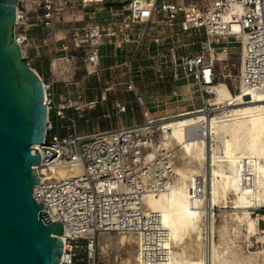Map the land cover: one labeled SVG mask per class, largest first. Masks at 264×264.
Here are the masks:
<instances>
[{"label": "built area", "instance_id": "built-area-1", "mask_svg": "<svg viewBox=\"0 0 264 264\" xmlns=\"http://www.w3.org/2000/svg\"><path fill=\"white\" fill-rule=\"evenodd\" d=\"M72 2L17 0L15 41L21 46L26 61L27 35L17 29L41 25L49 34H55L63 29L57 24L56 17ZM235 5L243 8L240 16L232 15V20L240 25V36L232 32L231 21L224 19V14ZM126 10L120 26H109L113 21L109 20L106 29L98 23L69 27V35H61L54 53L66 51L69 40L73 47L79 48L91 43L92 38L101 36V33L110 36L118 32L123 41H129L135 32L139 36V30L135 28L140 26L142 34L136 41L132 56V61H138L146 32L152 24L162 22L165 27L179 32L202 29L208 39L209 58L203 49L186 54L184 48L177 46L171 51L174 81L191 78L199 86L211 84L217 75L213 58L215 45L226 39V42L238 41L241 45L240 92L264 89V0H199L188 3L155 0L149 12L138 8L137 0H129ZM157 14H161V18H157ZM97 56L95 48L88 59L94 63ZM137 67L135 70L129 68L126 81V89L135 94ZM40 78L48 119L45 139L34 145L40 151L41 162L36 166L39 182L34 186L33 196L37 202L47 206L55 221L63 225L60 236L64 246L60 264L95 263L94 253L100 233L136 235L139 254L145 263L167 260L170 256L167 229L157 212L145 209L144 198L167 189L175 180L173 148H158L162 123L173 116L151 118L142 111L139 122L82 132L76 125V118L83 117L82 91L75 88L74 92H67L64 100L55 103V79ZM92 104L90 100L87 106ZM116 108L119 112L126 111L122 102H116ZM51 110L55 111L57 122L65 129L62 135L55 132ZM151 151L154 155L149 158ZM59 168L65 172L60 173ZM199 178L202 181L203 177ZM199 178H196V184ZM191 190L194 194V189ZM255 214L259 228L264 232V207L255 208ZM81 248L85 255L77 253Z\"/></svg>", "mask_w": 264, "mask_h": 264}, {"label": "bare ground", "instance_id": "bare-ground-1", "mask_svg": "<svg viewBox=\"0 0 264 264\" xmlns=\"http://www.w3.org/2000/svg\"><path fill=\"white\" fill-rule=\"evenodd\" d=\"M154 1L137 0V6L149 12ZM242 12V6L235 5L224 14V19L231 21L232 32L238 36L241 28L237 21L232 20V15L240 16ZM224 56V52L219 53L218 60L224 59ZM89 69L88 72L93 71ZM208 87L215 93V102L225 103L227 108L222 115L209 117L204 113L164 121L159 132L158 148H173L178 160L174 162L173 158L177 178L171 185L144 198L145 209L159 214L169 237L167 246L170 256L156 264H264V249L245 257L236 254L227 258L226 252H222L211 238L213 216L210 210L220 198L232 194L231 203L236 211L230 214L231 218L245 224L247 237L255 235L264 244V235H261L256 219L247 210L248 207L264 206V89L232 94L222 81L211 83ZM244 96H250L251 100L242 105ZM196 130L198 134L194 132ZM209 133L219 140L220 145L211 147L210 190L206 195L201 166L202 160H205V136ZM153 155V151L149 152V158ZM59 172L63 174L65 169L59 168ZM199 177H203L202 181ZM196 178L200 179L198 184L195 183ZM223 200L220 201L224 203ZM255 231H258L257 236ZM99 235L102 251L109 252L112 247L116 263L147 264L140 257L136 235ZM195 242L201 244V255L197 260L185 254V248ZM126 244L130 248L124 257L120 250Z\"/></svg>", "mask_w": 264, "mask_h": 264}, {"label": "water", "instance_id": "water-1", "mask_svg": "<svg viewBox=\"0 0 264 264\" xmlns=\"http://www.w3.org/2000/svg\"><path fill=\"white\" fill-rule=\"evenodd\" d=\"M16 6L0 0V264H60L63 225L33 196L48 108L15 41Z\"/></svg>", "mask_w": 264, "mask_h": 264}, {"label": "crops", "instance_id": "crops-1", "mask_svg": "<svg viewBox=\"0 0 264 264\" xmlns=\"http://www.w3.org/2000/svg\"><path fill=\"white\" fill-rule=\"evenodd\" d=\"M69 1H73L72 4L66 5L65 11L56 17L57 24L63 27L61 31L49 34L41 25L21 26L17 29L18 32L27 35L28 46L25 49V54L28 63L44 79H55L53 84L55 103L64 100L67 92H71L75 88L82 91L80 102L86 111L85 114L91 120V124L87 120L89 129L82 132L106 130L139 122L135 116L136 104L139 106V101L143 102V99L136 86V94L128 91L126 87L115 88L117 84H121V72L119 71L123 70L126 83L129 68L135 70L136 66H139L137 69L141 70L143 65L146 68L154 67L156 81H163L167 76L172 77L170 53L175 50V47L162 46L160 39H163L165 31H161L158 27L159 24H156L155 26L151 25L150 30L143 37L138 61H132V56L136 48V41L142 34L140 26L135 28L136 31L139 30L137 31L139 36L137 37L135 32L129 41H123L118 32L110 36L101 33V36L92 38L91 43L84 44L79 48L73 47L69 40V48L66 51L54 53L60 43L61 35H69L68 28L71 26L98 23L101 28L106 29L109 20H113L109 26H120V19L126 15L129 0ZM171 36L174 37L173 34ZM95 48H97L98 56L92 63L89 61L88 55ZM157 60L159 63H156ZM87 68L93 72H88ZM79 72L82 74L79 75ZM174 82L178 83L179 81ZM175 87L178 85L176 84ZM90 100L93 101V104L88 107ZM179 101L180 99L177 98L176 102ZM116 102L125 104L126 111L119 112ZM142 111L145 110L141 107ZM146 112L149 114L148 109ZM111 116L115 118L113 122L109 119L106 124L102 125L100 120ZM121 116L124 117L123 121L119 120Z\"/></svg>", "mask_w": 264, "mask_h": 264}, {"label": "rangeland", "instance_id": "rangeland-1", "mask_svg": "<svg viewBox=\"0 0 264 264\" xmlns=\"http://www.w3.org/2000/svg\"><path fill=\"white\" fill-rule=\"evenodd\" d=\"M175 2H198L199 0H174ZM127 13V12H126ZM157 18H161V14H157ZM159 24V28L161 31H165L163 35V39H160L162 42V46H180V48H184V52L193 53L199 49L204 50V54L207 58L210 56V51L208 49V39L206 34L202 29H191L186 32H179L176 29H169L164 26L162 22ZM153 26L156 23L152 24ZM174 32V33H172ZM174 35V37L171 36ZM218 44H210L209 46H214L213 58H215V68L217 70V75L214 78L212 83H218L220 81L225 82L231 91L232 94H236L240 92V80H239V72H240V57H241V45L237 42H226V39H222ZM224 52L225 56L222 57L224 59L218 60L219 53ZM159 63V60L156 61ZM153 65V64H152ZM154 68V67H153ZM153 68L143 67L137 69V81L136 87L139 89V95L142 97L143 102H139L136 104L135 116L138 121L142 120V112L141 107L146 111L149 110V116L151 118H165L173 116L168 120L179 119L182 117L190 116V115H198V114H206L209 117L215 115H222L223 110L226 109L225 103H217L214 101L215 93L213 90H210L207 86H199L194 82L191 78L186 81L185 79L175 83L172 80V77L167 76L163 81H156V72ZM121 72V84H117L115 88H125L126 83L125 75ZM93 72V71H91ZM81 75L82 72H79ZM178 87H175V85ZM180 99L179 102H176V99ZM250 96H244L242 98V105H245L248 101H250ZM141 105V107H140ZM85 110V109H84ZM86 111H82L83 117L76 118L77 129L83 131L85 129H89V124L87 123L88 118L85 114ZM51 119L55 124V132H58L60 135L65 133V129L61 127L60 123L56 120L55 111L51 110L50 113ZM107 119H101L100 122L106 124L109 119L113 122L115 119L113 116L106 117ZM124 117H119L120 121H123ZM167 120V121H168ZM90 124H91V120ZM100 123V124H101ZM197 134L199 133L197 130L194 131ZM214 145H220L218 139L212 137L209 133L205 136V160H202V174L205 178V194L207 195L210 190V170H211V156H212V148ZM212 147V148H211ZM178 154L174 155V162H177ZM210 165V166H209ZM176 174V173H175ZM177 178V174L175 175V179ZM199 194H202L199 192ZM232 194H228L226 198H220L222 201H218L212 205L211 215L213 216V227L211 229V238L219 249L222 252H226L227 258H233L236 254L241 257H245L251 254L256 250L264 249V244H262L258 239L253 237H247V231L245 230V224L238 219H232L231 213L235 212V206L231 203ZM226 200V201H225ZM264 207V206H260ZM255 208L248 207V211L250 212L251 217L256 219ZM258 230L261 232L260 226L258 225V221L256 219ZM254 232V231H253ZM264 232H261V235ZM111 235H117L114 233H110ZM256 236L258 235V231H255ZM100 241V235H97V246L95 248L94 258L95 263L92 264H118L116 263L114 258V251L109 249V252L102 251V244ZM203 243V239H202ZM126 244L125 248H121V254L125 257L127 256V250L130 248V245ZM234 248V249H233ZM237 249V250H236ZM112 251V252H111ZM228 252V253H227ZM235 252V253H234ZM77 253L79 255H85V251L83 248L78 249ZM185 254L188 258L197 260L201 255V244L195 242L192 246H187L185 248ZM113 256V257H112ZM231 256V257H230ZM79 264H83L82 262H78ZM225 264H233L232 262Z\"/></svg>", "mask_w": 264, "mask_h": 264}]
</instances>
